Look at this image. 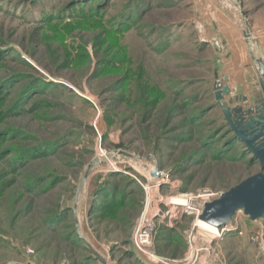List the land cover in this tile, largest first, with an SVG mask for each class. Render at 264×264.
I'll return each instance as SVG.
<instances>
[{
	"label": "rangeland",
	"instance_id": "374dc122",
	"mask_svg": "<svg viewBox=\"0 0 264 264\" xmlns=\"http://www.w3.org/2000/svg\"><path fill=\"white\" fill-rule=\"evenodd\" d=\"M260 64L264 0H0V264H264V215L212 240L169 204L264 176L214 89L249 131ZM100 188L125 206L103 214Z\"/></svg>",
	"mask_w": 264,
	"mask_h": 264
},
{
	"label": "water",
	"instance_id": "95a60500",
	"mask_svg": "<svg viewBox=\"0 0 264 264\" xmlns=\"http://www.w3.org/2000/svg\"><path fill=\"white\" fill-rule=\"evenodd\" d=\"M243 16V13H241ZM241 27L244 31V37L248 38L251 32L249 25L244 18H241ZM260 70L264 74V66L260 64ZM219 82L215 83V100L216 103L222 108L229 129L234 133L245 146L249 152L253 154V158L258 160L262 168H264V122L252 121L248 124L249 131L241 129L239 126H234L232 123V114L225 109L221 103L222 96L219 92ZM246 98L243 97V101ZM150 175L154 178L159 177L157 169H153ZM243 211L246 216L251 219H258L264 215V176L255 175L247 178L239 183L237 186L229 189L227 192L220 195L217 200L206 203L202 210L199 220L214 226L222 228L227 225L237 211ZM91 254L101 261L99 255L86 244Z\"/></svg>",
	"mask_w": 264,
	"mask_h": 264
},
{
	"label": "built area",
	"instance_id": "2783aa9c",
	"mask_svg": "<svg viewBox=\"0 0 264 264\" xmlns=\"http://www.w3.org/2000/svg\"><path fill=\"white\" fill-rule=\"evenodd\" d=\"M202 198H204L202 205L198 206L196 210L194 209L192 199L187 200L190 206H181V207H187V210H189V212L195 211L197 215L200 216L204 208V205L206 203H209V202H205V200L207 199V198L205 199V196H202ZM153 218L154 216H150L148 215V213H145L142 217V220L140 221V225L138 226V230L136 232L138 238L134 239V245H136V247L140 250H144V245H147L149 243L150 238H148V236L150 237V235L152 234L153 229L151 223ZM146 227H149V229Z\"/></svg>",
	"mask_w": 264,
	"mask_h": 264
},
{
	"label": "trees",
	"instance_id": "16d2710c",
	"mask_svg": "<svg viewBox=\"0 0 264 264\" xmlns=\"http://www.w3.org/2000/svg\"><path fill=\"white\" fill-rule=\"evenodd\" d=\"M235 137V136H234ZM253 160H255L253 158ZM114 177V174H111L109 175V178H113ZM110 182H108V185H109ZM105 188H100L98 191H97V196L100 195L102 196L103 198H105L107 204H100L101 206L99 207L100 211H102V213H109V214H113V213H117L119 211V209H122L126 202H125V198H126V191H122V192H119L120 196L118 198H116V195H112V194H109L107 195V191L106 190H103ZM118 193V192H117Z\"/></svg>",
	"mask_w": 264,
	"mask_h": 264
},
{
	"label": "bare ground",
	"instance_id": "6f19581e",
	"mask_svg": "<svg viewBox=\"0 0 264 264\" xmlns=\"http://www.w3.org/2000/svg\"><path fill=\"white\" fill-rule=\"evenodd\" d=\"M186 198L185 195H180L178 197H175V198H172L170 201H169V204H172V205H176L177 207H181V206H190L189 203L187 201H185L184 199ZM198 225L206 230L210 235H211V239L212 240H216L218 238H221V232L224 230H218L217 228L215 227H212V226H206V225H203L202 223H198ZM226 230V229H225Z\"/></svg>",
	"mask_w": 264,
	"mask_h": 264
}]
</instances>
